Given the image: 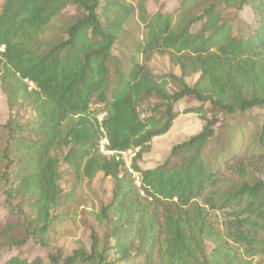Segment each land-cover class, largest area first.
Here are the masks:
<instances>
[{
    "label": "trees",
    "instance_id": "trees-1",
    "mask_svg": "<svg viewBox=\"0 0 264 264\" xmlns=\"http://www.w3.org/2000/svg\"><path fill=\"white\" fill-rule=\"evenodd\" d=\"M146 5L0 3V90L8 111L0 124V264H128L137 257L147 264H264V0H178L174 11L160 5L153 13ZM244 9L254 26L239 18ZM68 10L74 14L63 19ZM132 20L141 34L126 56L113 55ZM155 53L169 55L181 75H153L146 62ZM187 99L202 106L179 112ZM252 111H263L260 126L232 131L246 142L245 154L213 168L205 155L219 139L215 131L231 130L222 117ZM181 114L198 115L201 131L160 165L140 168L152 140ZM102 140L113 155L100 152ZM129 150L138 185L120 158ZM62 166L76 180L100 173L113 181L110 202L94 213L102 233L92 230L89 246L67 257L56 251L44 263L29 262L21 249L29 242L47 248L68 200Z\"/></svg>",
    "mask_w": 264,
    "mask_h": 264
},
{
    "label": "rangeland",
    "instance_id": "rangeland-1",
    "mask_svg": "<svg viewBox=\"0 0 264 264\" xmlns=\"http://www.w3.org/2000/svg\"><path fill=\"white\" fill-rule=\"evenodd\" d=\"M3 0H0L2 3ZM160 5H163L167 11H174L178 8V0H147L146 8L148 12H155ZM74 14L73 10H68L62 16L66 19ZM239 18L248 26H254L255 17L248 9H244ZM60 21V20H59ZM54 28H59L58 21L52 23ZM142 31L137 28L135 20L130 21L125 25V30L120 36L119 43L113 51V55L126 56L135 37H138ZM124 44V46H123ZM148 70L155 76H163L166 74L181 75V71L176 66L167 54H153L146 62ZM199 75H190L186 78L188 85H193ZM170 90H175L176 87L169 85ZM202 106L191 99L183 101L177 105L176 109L182 112L187 109ZM209 108L208 106H204ZM98 109V108H96ZM8 118V111L6 100L0 90V124H3ZM224 121L229 123V128L217 129V138L210 142L206 159L213 168L219 166L223 159L228 155H243L245 154V141L237 136H233V130L236 126L242 127L244 130L247 125L252 123L255 126H260L263 120V111H252L248 114L237 117L232 120L231 118L222 117ZM101 117L99 118V120ZM204 122L200 117L195 114L179 115L173 122L169 132L161 137L155 138L150 144V150L143 154L138 165L142 169H151L160 165L168 157L173 146L181 144L191 137L197 135ZM2 146V139H0V148ZM233 153V154H232ZM135 155V151L123 156L124 163L131 165V161ZM125 166V165H124ZM126 168V166H125ZM62 179L61 188L64 194L68 195V200L63 204L62 215L57 221L53 231L48 238L47 248H43L33 242L27 243L21 249V256L25 257L29 262L41 260L42 263L46 261L49 252L60 251L64 257L72 254V252L80 247H88L90 243V235L92 230H95L99 235L102 233V228L96 224L94 213L98 212L102 206L107 205L112 198L113 181L110 178L104 177L102 174H97L91 181L76 180L73 174L67 169L66 166L61 167ZM135 183L138 185L139 180L137 175H132ZM4 198L0 194V223L6 218V211L3 208ZM217 219L222 221L223 216L218 213ZM15 251L3 254L1 261L6 260L10 256L15 255ZM128 264H147L142 257H137Z\"/></svg>",
    "mask_w": 264,
    "mask_h": 264
},
{
    "label": "built area",
    "instance_id": "built-area-1",
    "mask_svg": "<svg viewBox=\"0 0 264 264\" xmlns=\"http://www.w3.org/2000/svg\"><path fill=\"white\" fill-rule=\"evenodd\" d=\"M105 144H106V141H105V140H102V141L100 142V152L103 153V154H105V155H109V156L113 155L114 153L109 152V151H106V150L104 149ZM131 152H133V151L129 150V151H127V152L120 153V158L122 159L123 156H125L126 154H130ZM118 159H119V158H117V160H118ZM124 165L126 166V169L128 170L129 173H131L132 175H135V174H133L132 171L130 170V165H129L128 163H126V164L124 163Z\"/></svg>",
    "mask_w": 264,
    "mask_h": 264
}]
</instances>
